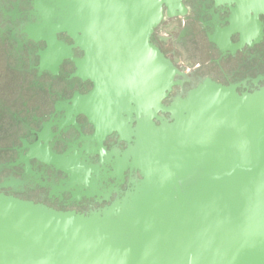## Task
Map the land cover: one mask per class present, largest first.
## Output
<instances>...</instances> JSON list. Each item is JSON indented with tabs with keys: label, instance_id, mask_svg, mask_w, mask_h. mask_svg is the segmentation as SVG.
Returning <instances> with one entry per match:
<instances>
[{
	"label": "water",
	"instance_id": "1",
	"mask_svg": "<svg viewBox=\"0 0 264 264\" xmlns=\"http://www.w3.org/2000/svg\"><path fill=\"white\" fill-rule=\"evenodd\" d=\"M44 1L37 33H67L84 52L75 76L94 85L75 114L95 137L125 141L118 177L141 178L88 215L0 195V264H264V88L240 95L202 80L164 106L178 71L151 36L183 0ZM215 1L234 6L227 45L236 33L237 47L260 40L264 0ZM54 165L71 187L95 188L97 168Z\"/></svg>",
	"mask_w": 264,
	"mask_h": 264
},
{
	"label": "flooded vegetation",
	"instance_id": "2",
	"mask_svg": "<svg viewBox=\"0 0 264 264\" xmlns=\"http://www.w3.org/2000/svg\"><path fill=\"white\" fill-rule=\"evenodd\" d=\"M37 1L46 5L44 0H0V195L88 215L123 197L130 181L141 176L127 170L119 178L115 167L128 144L115 133L102 140L95 137V126L75 114L94 88L75 76V61L82 60L84 52L67 33L53 35L49 25L37 33L43 24ZM182 6L172 16L164 8V18L151 36L152 45L178 71V85L164 106L184 98L202 80L234 87L240 95L264 88V16L259 17L260 40L237 47L239 33L229 36V45L224 40L234 6L215 0H183ZM159 115L169 119L168 114ZM30 149L39 161L28 158ZM52 163L72 172L78 165L87 171L97 168L90 174L95 188L80 191L76 183L71 187V175Z\"/></svg>",
	"mask_w": 264,
	"mask_h": 264
}]
</instances>
